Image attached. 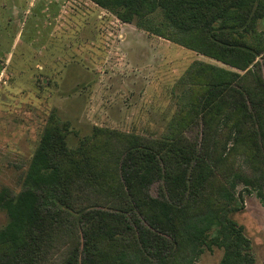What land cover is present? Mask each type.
I'll return each instance as SVG.
<instances>
[{"label":"rangeland","instance_id":"374dc122","mask_svg":"<svg viewBox=\"0 0 264 264\" xmlns=\"http://www.w3.org/2000/svg\"><path fill=\"white\" fill-rule=\"evenodd\" d=\"M247 37L264 47V19ZM192 39L123 23L92 0H0V190L17 195L24 189L51 127L64 135L72 152L68 167L89 184L81 190L95 211L117 213L122 137L163 141L182 133L198 143L214 176L211 199L235 173L262 178L264 186V158L247 143L233 146L214 112L201 110L207 89L201 71L235 70L200 53ZM162 188L156 182L149 194L157 197ZM236 195L243 196V209L231 218L251 240L254 264H264V206L242 183ZM8 222L0 208V229ZM120 249L106 242L103 264H116ZM222 255L206 252L196 264H219Z\"/></svg>","mask_w":264,"mask_h":264},{"label":"trees","instance_id":"16d2710c","mask_svg":"<svg viewBox=\"0 0 264 264\" xmlns=\"http://www.w3.org/2000/svg\"><path fill=\"white\" fill-rule=\"evenodd\" d=\"M92 1L154 35L191 37L200 53L234 69L201 71L207 82L201 110L214 112L233 146L247 143L264 158V47L247 37L264 19V0ZM118 150L117 213L95 211L81 190L89 184L68 167L72 152L64 135L46 129L24 189L17 195L0 190L9 219L0 229V264H103L109 241L121 246L116 264H196L215 249L223 252L219 264L255 263L252 242L231 214L243 209L239 183L264 206L262 178L235 173L211 199L208 155L185 134L163 141L122 137ZM159 181L163 191L152 197L149 189Z\"/></svg>","mask_w":264,"mask_h":264}]
</instances>
